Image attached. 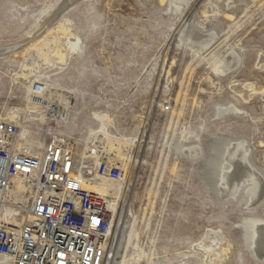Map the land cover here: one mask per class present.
<instances>
[{
	"label": "rangeland",
	"instance_id": "obj_1",
	"mask_svg": "<svg viewBox=\"0 0 264 264\" xmlns=\"http://www.w3.org/2000/svg\"><path fill=\"white\" fill-rule=\"evenodd\" d=\"M66 23L79 42L62 67L23 49L45 38L43 25ZM227 53L238 63L215 72L211 61ZM35 62L37 74L23 77ZM36 80L68 100L64 122L22 111ZM231 106L241 112L223 110ZM13 111L39 151L50 125L73 139L75 155H91L94 142L92 162L127 142L124 181L92 186L116 206L105 264H264V250L250 247L264 194L247 202L220 192L225 148L239 142L264 183V0H0V119Z\"/></svg>",
	"mask_w": 264,
	"mask_h": 264
},
{
	"label": "built area",
	"instance_id": "obj_2",
	"mask_svg": "<svg viewBox=\"0 0 264 264\" xmlns=\"http://www.w3.org/2000/svg\"><path fill=\"white\" fill-rule=\"evenodd\" d=\"M26 109L35 122L62 123V106L43 80L31 83ZM39 151L21 126L0 119V205L10 198L19 178L26 205L0 211V264H105L110 256L112 217L98 192L81 189L74 176L75 142L54 125ZM99 176L119 179L121 162L101 152ZM28 217L18 224L21 211Z\"/></svg>",
	"mask_w": 264,
	"mask_h": 264
},
{
	"label": "bare ground",
	"instance_id": "obj_3",
	"mask_svg": "<svg viewBox=\"0 0 264 264\" xmlns=\"http://www.w3.org/2000/svg\"><path fill=\"white\" fill-rule=\"evenodd\" d=\"M236 1H242L246 3L250 2V0H229V4L234 3ZM68 26L69 25L66 23L64 25H60L57 29H49L47 25H43V27L41 28L42 29L41 32L45 34V38L43 37L36 38L34 36L30 38L29 40H27V42L23 45L24 47L23 49L27 50L26 47L27 46L29 47L32 45L29 50L33 53L35 52L40 61H42L43 63L47 64L50 67H56V68L62 67L63 65H65L66 56L74 53L78 49L79 38L73 35L69 31ZM213 39H214L213 36H210L204 42H201V45H202L201 48L207 47V45L211 41H213ZM50 41L53 44V47L51 48L48 47ZM216 59L218 60V57ZM217 60L211 61V67L217 73H224V71L229 69L230 66L234 65L236 62L238 63L237 56L230 55V53H227L226 57H224L223 60H220V59L218 61ZM226 60L228 62L227 64H226ZM38 63L39 62H35L34 67H32L31 65L30 66L25 65L24 71H23L24 72L23 77L31 80L38 72L37 71L39 69ZM244 87H248V85L247 86L243 85L242 87H235L236 91L243 98H244ZM249 88L251 89V87ZM50 92L51 91L49 90L50 96L52 98H55V100L59 103V105L63 107L62 115L64 116V118H67V114L69 112L68 100L63 99L61 97H56ZM223 110L224 111L233 110L239 113L241 112L234 106L225 107ZM10 114H11L10 121L17 124L18 126H21V133L26 134L28 130L24 129L22 124L16 123L18 122V118L20 115L19 111H13ZM102 135H104V133L101 128L93 136L100 137ZM126 143L127 142L120 140V139L114 140L111 142V144H109L108 149L102 151L108 154L109 157H111L113 160L116 159L119 162H121V167L124 170V173H125V170L127 169L126 168L127 163H126V156L124 153L123 146H125ZM42 147H43V144L41 145V149ZM90 147H91L90 148L91 155L95 154L98 151V146L94 142H91ZM91 155H84V156L75 155L74 156V161H75L74 162V176L78 184H80L81 189H82V184L86 182L90 184L88 187H86V189L95 191V188L92 187L93 185H95V183L104 182V181H109L111 183H116V182L121 183L124 181V176H122L119 179H110L108 177L99 176L97 173V164L99 160H96V161L94 160L92 162L93 159L91 160V158L93 157ZM223 161H224V165L228 167L226 170L222 171L221 177H220L221 183L224 185V187L220 189V192L222 193L223 196L227 195V196L234 197L238 193H243V194L245 193L247 196V202H250V201H253L254 199H259L264 194V183L262 179L259 178L258 175L256 176L252 170L251 172L248 169V167L251 165L247 167L246 150H244L243 142H239L230 148L226 147L225 152H224ZM91 164H93V166H91ZM14 183H15V187H13L9 193L10 198L0 205V211H1V214L3 215H6L7 212L14 210L15 204L17 203L21 204V207H25L26 205V195H24V188L20 182V179L15 178ZM102 197L105 198V200L107 201L109 208H110V212H111V217H112L111 230H110V234H111L112 231H114L115 228L117 227V217L114 218V215H115L114 211L116 209V206L114 204L109 203L106 197L104 196ZM120 209H121L120 206H118L116 216L120 213ZM27 217H28L27 212L22 210L19 215V219L14 221V223L18 224L20 221L26 219ZM262 221H253V224L251 226L250 247L254 248V250H257V249L264 250V222ZM209 239L216 243L218 240V235L214 232V234L209 236ZM209 239L207 238V240ZM214 245L217 246V244H214ZM151 249H141L140 254H145L147 258L150 259L154 255Z\"/></svg>",
	"mask_w": 264,
	"mask_h": 264
}]
</instances>
